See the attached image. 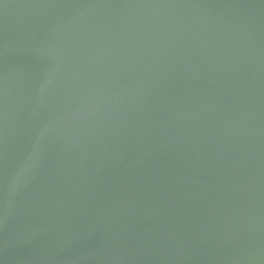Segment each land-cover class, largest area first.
Here are the masks:
<instances>
[{"label":"water","instance_id":"95a60500","mask_svg":"<svg viewBox=\"0 0 264 264\" xmlns=\"http://www.w3.org/2000/svg\"><path fill=\"white\" fill-rule=\"evenodd\" d=\"M0 264H264V0H0Z\"/></svg>","mask_w":264,"mask_h":264}]
</instances>
